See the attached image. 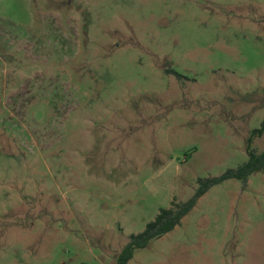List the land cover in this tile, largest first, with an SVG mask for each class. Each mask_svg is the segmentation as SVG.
<instances>
[{"label": "rangeland", "instance_id": "rangeland-1", "mask_svg": "<svg viewBox=\"0 0 264 264\" xmlns=\"http://www.w3.org/2000/svg\"><path fill=\"white\" fill-rule=\"evenodd\" d=\"M262 121L264 0H0V264H116ZM128 264H264V172Z\"/></svg>", "mask_w": 264, "mask_h": 264}, {"label": "trees", "instance_id": "trees-1", "mask_svg": "<svg viewBox=\"0 0 264 264\" xmlns=\"http://www.w3.org/2000/svg\"><path fill=\"white\" fill-rule=\"evenodd\" d=\"M177 78L182 76L172 70L168 71ZM264 133V121L260 128L253 130L248 139L247 161L234 169H228L220 176L201 178L197 181V187L193 195L185 202L173 200L167 209H160L155 219L146 224L144 230L129 237L128 243L121 249L116 258V264H128L135 252L146 248L153 240L158 239L173 231L179 226L191 210L196 206L199 199L204 196L212 187L228 180H237L246 186L249 178L257 172H264V152L257 153L250 145L253 136H261Z\"/></svg>", "mask_w": 264, "mask_h": 264}]
</instances>
